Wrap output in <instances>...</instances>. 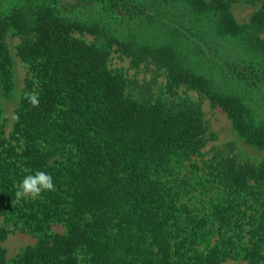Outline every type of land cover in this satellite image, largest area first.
Masks as SVG:
<instances>
[{"label": "trees", "instance_id": "trees-1", "mask_svg": "<svg viewBox=\"0 0 264 264\" xmlns=\"http://www.w3.org/2000/svg\"><path fill=\"white\" fill-rule=\"evenodd\" d=\"M240 3L254 8L242 24ZM263 33L264 0L0 4L3 101L18 96L12 39L27 65L11 133L0 130V264H264V157L230 145L200 165L201 103L178 94L222 109L264 153ZM113 53L162 71L163 89L111 67ZM38 170L55 191L17 200ZM14 230L35 242L7 259Z\"/></svg>", "mask_w": 264, "mask_h": 264}, {"label": "rangeland", "instance_id": "rangeland-1", "mask_svg": "<svg viewBox=\"0 0 264 264\" xmlns=\"http://www.w3.org/2000/svg\"><path fill=\"white\" fill-rule=\"evenodd\" d=\"M22 0H0L4 11H9L13 6L22 4ZM231 12L235 20L242 24L250 20L254 8L247 4H234L231 7ZM78 36V35H77ZM264 39V33L261 35ZM83 39L85 41L91 42L94 40L93 36L84 35ZM19 38H14L11 40V48L13 59L15 63V77L17 83V93L18 96L13 98L10 101H3L0 98V107L3 109L4 121L0 123V130L3 131L4 135L8 137L11 133L13 124L16 120V109L19 104V96L24 88V79L27 74V65L24 64L16 56V47L19 45ZM110 65L113 68H122L129 78H137L142 84H145L147 81L156 80V84L160 89H163L165 83V76L162 71H158L155 67L141 65L138 70L131 67L130 60L123 58L118 53L112 54V59ZM178 94L183 97H189L191 100L200 102L203 112V119L207 128V143L206 146L202 149L201 156L197 157V162L202 165L203 161L210 159L214 151L224 150L227 146H232V154L241 155L243 157H249L254 161H259L264 157V153L260 152L250 146L245 145L242 139L234 131L231 122L227 118L226 114L222 109L218 107H212L210 102L201 98L195 91L186 90L185 88H180ZM166 96V95H165ZM227 150V149H226ZM12 230L13 227H10ZM57 230L62 231L61 228ZM35 239L18 230H14L11 234L8 235L6 240L2 243V246L6 250L7 259H12L17 255L24 247L27 245L33 244ZM223 264H247L241 261H227Z\"/></svg>", "mask_w": 264, "mask_h": 264}, {"label": "clouds", "instance_id": "clouds-1", "mask_svg": "<svg viewBox=\"0 0 264 264\" xmlns=\"http://www.w3.org/2000/svg\"><path fill=\"white\" fill-rule=\"evenodd\" d=\"M28 100L32 106L39 104L38 96L35 93L28 95ZM45 191H55L52 176L45 171H36L34 174L25 175L19 182L15 192V197L20 200L24 197L35 198Z\"/></svg>", "mask_w": 264, "mask_h": 264}]
</instances>
